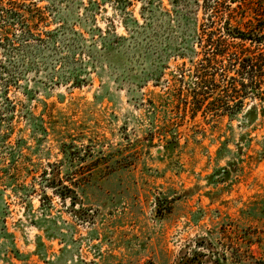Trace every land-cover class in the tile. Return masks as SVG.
Returning <instances> with one entry per match:
<instances>
[{
	"label": "rangeland",
	"instance_id": "rangeland-1",
	"mask_svg": "<svg viewBox=\"0 0 264 264\" xmlns=\"http://www.w3.org/2000/svg\"><path fill=\"white\" fill-rule=\"evenodd\" d=\"M11 1L20 16L0 0V264H264V243H246L264 238V101L233 118L177 104L196 80L203 0ZM48 163L78 174L75 205L42 191Z\"/></svg>",
	"mask_w": 264,
	"mask_h": 264
},
{
	"label": "trees",
	"instance_id": "trees-1",
	"mask_svg": "<svg viewBox=\"0 0 264 264\" xmlns=\"http://www.w3.org/2000/svg\"><path fill=\"white\" fill-rule=\"evenodd\" d=\"M8 1L12 6L10 16H20L14 10L16 2ZM153 3V0H147L145 6L149 7V10H155ZM159 3L162 4V1ZM202 7L204 15L202 20L197 22L200 32L196 38L201 51H196L198 60L193 73L196 80L189 92H184L182 88L177 91V104L190 106L195 116L202 112L204 118L208 114H228L233 118L242 111L246 99L264 101V0H203ZM4 11L5 8L0 4V12ZM142 17L147 24L152 25L156 14L145 16L142 13ZM142 26L138 19L133 18V24L128 31L135 45L142 33ZM5 33H8V30H5ZM218 75L224 84L217 82ZM8 90L9 87H6L1 96L5 101L3 109L12 113L15 106L8 98ZM255 109L256 105L253 104L249 112ZM2 117H5L4 113ZM60 163L47 164L51 170L42 171L39 175V185L43 192L50 189L62 200L70 199L75 205L80 185L77 179L79 176L77 173L62 174ZM32 177L34 180L39 179ZM36 191L33 186L30 193ZM43 195L47 198L46 193ZM3 233L4 236L11 235L5 225ZM255 237L259 236L252 235L246 240L249 250L255 243H264V238L253 240ZM11 252L17 259H23L14 244Z\"/></svg>",
	"mask_w": 264,
	"mask_h": 264
}]
</instances>
